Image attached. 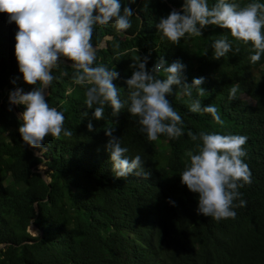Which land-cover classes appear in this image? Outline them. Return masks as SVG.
Here are the masks:
<instances>
[{
	"label": "trees",
	"instance_id": "16d2710c",
	"mask_svg": "<svg viewBox=\"0 0 264 264\" xmlns=\"http://www.w3.org/2000/svg\"><path fill=\"white\" fill-rule=\"evenodd\" d=\"M236 2L244 5L250 0ZM122 3L127 5V0ZM182 3L136 0L129 5L135 12L131 28L117 32L108 24L97 27L92 38L94 46L104 43L97 48L96 63L119 73L113 83L120 88L121 99L127 98L125 80L137 56L150 53L148 69L161 56L167 64L180 60L186 65L188 83L205 78L201 85L205 97L194 90L193 99L216 106L224 124L215 123L210 114L190 112L188 98L173 86L168 99L185 124V134L175 140L162 135L148 141L136 117L126 109L113 117L108 106L100 120L91 118L93 109H87L96 129L88 131V119L81 120L85 88L71 81L70 62L65 61L52 75L59 77L61 71L69 75L54 79L45 99L64 113V128L73 135L48 136L39 147L24 143L18 132L23 106L15 105L14 114L8 96L17 87L30 91L35 86L24 83L18 70L17 26L0 13V264H264V55L252 64L251 45L234 41L228 30L217 26L173 45L155 24L170 10L180 11ZM224 36L240 51L213 59L211 44ZM234 85L240 91L230 101ZM242 94L252 103L240 98ZM105 127L114 128L112 134L128 149V158L141 156V171L150 173L148 177H114L104 147L109 139ZM188 130L247 137L244 159L251 183L239 189L246 206L233 209L234 219L216 221L199 214L198 194L181 183L185 153L195 148ZM39 164L47 181L35 171ZM30 224L36 235L28 233Z\"/></svg>",
	"mask_w": 264,
	"mask_h": 264
},
{
	"label": "clouds",
	"instance_id": "9594fccd",
	"mask_svg": "<svg viewBox=\"0 0 264 264\" xmlns=\"http://www.w3.org/2000/svg\"><path fill=\"white\" fill-rule=\"evenodd\" d=\"M135 2L127 0L125 5L122 0H0V13L7 14L8 22L17 26L14 55L18 70L24 83L35 86L30 91L17 87L8 96L10 105L23 106L18 132L24 143L39 147L48 136L72 137L73 132L64 128V113L51 107L45 99V90L52 81L69 75L67 71H61L59 77L52 75L53 69L65 61L70 62L67 65L72 69L71 81L85 88L86 110L81 120L88 119L86 127L90 132L96 130L91 118L103 119L108 106L113 117L124 109L136 117L148 141H156L162 135L173 140L180 138L185 134V124L168 99L173 86L179 89L180 96L188 98L190 112L210 114L215 123L223 126L216 106L193 99L194 90L198 97H205L206 91L201 87L205 78H193L188 83L184 75L186 65L180 60L167 64L161 56L148 69L150 53L137 56L129 65L131 76L125 80L127 98L121 99L120 88L113 83L119 73L96 63L97 48L92 38L97 27L108 24L117 32L131 28L130 18L135 12L129 5ZM208 26L226 29L234 41L250 44L252 64L264 55V3L258 0L244 5L236 0H215L211 4L209 0H183L180 11L170 10L155 24L173 45H179L185 37L201 36L202 29ZM211 48L216 60L229 52L240 51L238 46L233 48L227 36L214 40ZM161 73L164 78L159 77ZM11 83L15 84L16 79ZM239 91V85L232 86L229 100L236 99ZM87 109H93L91 118ZM104 132L109 137L104 147L115 178L150 175L141 171L144 161L140 155L128 158V149L112 134L113 127H105ZM187 135L195 142V148L186 151V164L179 175L181 183L198 194L196 211L216 221L234 219L233 209L246 206L239 189L251 183V170L244 159L247 137L207 131L194 134L191 130Z\"/></svg>",
	"mask_w": 264,
	"mask_h": 264
},
{
	"label": "rangeland",
	"instance_id": "374dc122",
	"mask_svg": "<svg viewBox=\"0 0 264 264\" xmlns=\"http://www.w3.org/2000/svg\"><path fill=\"white\" fill-rule=\"evenodd\" d=\"M240 98L244 99V100L247 101L248 103H252V100L249 99L246 95H243V94H242V95H240ZM37 168H38L39 170H42V169H44V166H42L41 164H39V165L37 166ZM27 231H28V233H30L31 235H36V234L38 233V231H37L34 227H32L31 225L28 226Z\"/></svg>",
	"mask_w": 264,
	"mask_h": 264
},
{
	"label": "water",
	"instance_id": "95a60500",
	"mask_svg": "<svg viewBox=\"0 0 264 264\" xmlns=\"http://www.w3.org/2000/svg\"><path fill=\"white\" fill-rule=\"evenodd\" d=\"M177 10V9H176ZM102 46H104V43L103 42H101L99 45H97V46H95L96 48H98V47H102ZM70 64V63H69ZM47 95V89L45 90V96ZM11 107H12V111L14 112V114H16V111H15V105H11ZM34 155H37V156H39V154L38 153H36V152H34ZM35 171H37V172H39L40 173V175H41V177L45 180V181H47V179H45V177H44V175L42 174V172L39 170V169H35ZM35 211H37V209H36V207H35ZM32 227H34L32 224H30ZM28 228V227H27ZM35 228V227H34ZM36 229V228H35ZM39 233H40V231H39Z\"/></svg>",
	"mask_w": 264,
	"mask_h": 264
}]
</instances>
